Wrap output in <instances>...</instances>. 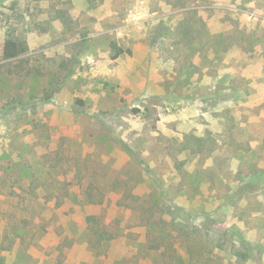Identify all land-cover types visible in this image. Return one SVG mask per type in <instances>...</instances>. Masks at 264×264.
Segmentation results:
<instances>
[{"label":"rangeland","instance_id":"obj_1","mask_svg":"<svg viewBox=\"0 0 264 264\" xmlns=\"http://www.w3.org/2000/svg\"><path fill=\"white\" fill-rule=\"evenodd\" d=\"M0 264H264V0H0Z\"/></svg>","mask_w":264,"mask_h":264},{"label":"trees","instance_id":"obj_2","mask_svg":"<svg viewBox=\"0 0 264 264\" xmlns=\"http://www.w3.org/2000/svg\"><path fill=\"white\" fill-rule=\"evenodd\" d=\"M29 49L27 40L22 37L14 36L11 32L7 34V37L4 40L3 47H2V57L7 60L16 59L22 54L26 53ZM117 54L120 52L119 48H117ZM58 89L53 91V94L57 92ZM52 96H49L47 100H50ZM78 104L80 106L84 105V101L82 99H78ZM149 172V170H147ZM238 257H245L247 258V254H244L242 251L237 250L235 253ZM242 255V256H241Z\"/></svg>","mask_w":264,"mask_h":264}]
</instances>
